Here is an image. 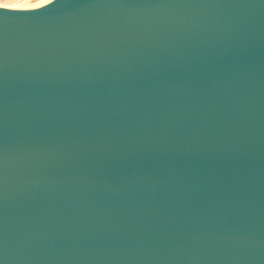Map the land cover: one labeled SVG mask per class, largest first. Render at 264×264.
Instances as JSON below:
<instances>
[{"label": "water", "instance_id": "95a60500", "mask_svg": "<svg viewBox=\"0 0 264 264\" xmlns=\"http://www.w3.org/2000/svg\"><path fill=\"white\" fill-rule=\"evenodd\" d=\"M0 264H264V0L0 7Z\"/></svg>", "mask_w": 264, "mask_h": 264}, {"label": "rangeland", "instance_id": "374dc122", "mask_svg": "<svg viewBox=\"0 0 264 264\" xmlns=\"http://www.w3.org/2000/svg\"><path fill=\"white\" fill-rule=\"evenodd\" d=\"M10 1V2H9ZM16 1V2H15ZM3 2V3H2ZM15 4H14V3ZM24 4L25 0H0V7H4V8H13V9H21L23 4H21L22 6L20 7L19 4L22 3ZM9 3V4H8ZM13 3V4H11ZM4 4V5H3ZM6 4V6H5ZM13 5V6H12ZM15 5V6H14Z\"/></svg>", "mask_w": 264, "mask_h": 264}, {"label": "bare ground", "instance_id": "6f19581e", "mask_svg": "<svg viewBox=\"0 0 264 264\" xmlns=\"http://www.w3.org/2000/svg\"><path fill=\"white\" fill-rule=\"evenodd\" d=\"M10 2V1H9ZM16 2V1H15ZM3 3V2H2ZM14 3V2H13ZM13 3H11V4H13ZM9 4V3H8ZM15 4V3H14ZM21 4H23V2L22 3H20L19 4V6L21 7L22 5ZM1 5V4H0ZM4 5V4H3ZM2 6V5H1ZM5 6H6V4H5ZM13 6V5H12ZM15 6V5H14Z\"/></svg>", "mask_w": 264, "mask_h": 264}]
</instances>
